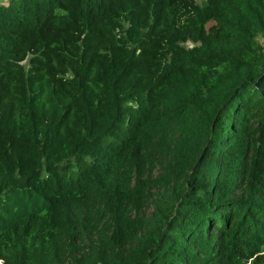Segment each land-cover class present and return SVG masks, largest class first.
<instances>
[{"label":"trees","instance_id":"trees-1","mask_svg":"<svg viewBox=\"0 0 264 264\" xmlns=\"http://www.w3.org/2000/svg\"><path fill=\"white\" fill-rule=\"evenodd\" d=\"M262 34L264 0L1 3L2 264H264Z\"/></svg>","mask_w":264,"mask_h":264},{"label":"rangeland","instance_id":"rangeland-1","mask_svg":"<svg viewBox=\"0 0 264 264\" xmlns=\"http://www.w3.org/2000/svg\"><path fill=\"white\" fill-rule=\"evenodd\" d=\"M201 1V0H199ZM7 0H0V4L1 3H6ZM258 42L264 47V34L260 35L258 37ZM147 211V214H151V212L153 211V206L152 205H149V207L146 209Z\"/></svg>","mask_w":264,"mask_h":264},{"label":"water","instance_id":"water-1","mask_svg":"<svg viewBox=\"0 0 264 264\" xmlns=\"http://www.w3.org/2000/svg\"><path fill=\"white\" fill-rule=\"evenodd\" d=\"M262 77H264V75ZM262 77L260 78V80L262 79ZM260 80L256 84H259Z\"/></svg>","mask_w":264,"mask_h":264},{"label":"built area","instance_id":"built-area-1","mask_svg":"<svg viewBox=\"0 0 264 264\" xmlns=\"http://www.w3.org/2000/svg\"><path fill=\"white\" fill-rule=\"evenodd\" d=\"M0 264H2V262L0 261Z\"/></svg>","mask_w":264,"mask_h":264}]
</instances>
